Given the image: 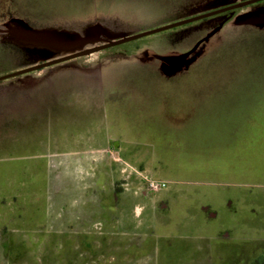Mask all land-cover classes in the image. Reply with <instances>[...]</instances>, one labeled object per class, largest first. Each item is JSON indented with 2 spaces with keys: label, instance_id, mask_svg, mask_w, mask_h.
Returning <instances> with one entry per match:
<instances>
[{
  "label": "rangeland",
  "instance_id": "374dc122",
  "mask_svg": "<svg viewBox=\"0 0 264 264\" xmlns=\"http://www.w3.org/2000/svg\"><path fill=\"white\" fill-rule=\"evenodd\" d=\"M243 1L0 0V76ZM223 18L0 82V264H203L240 254L244 220L234 223L241 244H220L206 223L183 227L170 216L161 219L165 205L155 203L169 191L178 198L230 190L242 201L249 184L263 185L264 192V3L233 13L177 69L152 57L189 51ZM135 46L141 49L128 54ZM68 74L97 82L64 86L76 82ZM42 95H48L39 104L45 112L36 116L33 97ZM54 95L60 100L51 104ZM217 98L228 109L230 102L249 105L246 116L233 114L241 141L215 157L197 148L213 140L204 127L210 120L213 132ZM21 111H31L24 126L7 127L6 118ZM102 136L121 144V152L113 148L109 155L114 167L101 166L105 152L92 153L93 165L76 167ZM248 142L256 148L249 156ZM145 178L165 183L168 191L151 202L144 197ZM108 180L120 201L100 189ZM75 181L89 191L74 190ZM147 201L148 213L142 208ZM117 205L120 215L115 209L111 216L110 206ZM139 212L143 234L154 215L156 226L137 246L128 239L133 230L124 228Z\"/></svg>",
  "mask_w": 264,
  "mask_h": 264
},
{
  "label": "flooded vegetation",
  "instance_id": "af4514ba",
  "mask_svg": "<svg viewBox=\"0 0 264 264\" xmlns=\"http://www.w3.org/2000/svg\"><path fill=\"white\" fill-rule=\"evenodd\" d=\"M262 3H264V1L257 2V3L251 4V5L236 9V10L226 11L224 13H219L217 15L202 19L200 21L208 20L209 18H214L217 16L224 17L221 20V22L218 24V26H216L214 28V29H216V28L220 27V29L217 31V32H219L223 28V26L230 20V17L232 16L233 13L240 11V10H243V9L253 7L255 5L262 4ZM225 8H227V7H225ZM221 9H224V8H221ZM221 9H218V10H221ZM215 11H217V10H215ZM200 21H197V22H200ZM193 23H195V22H193ZM213 30H211V31H213ZM125 44H127V43H125ZM122 45H124V44H122ZM119 46H121V45L104 48V49H101L100 51H97V52L92 53V54H96L99 52L101 53L103 51L111 50V49H113L115 47H119ZM140 49H141L140 46H139V48L134 47V48H131L130 49L131 51H128L127 53L133 54L134 52H136L137 50H140ZM92 54H89V55H92ZM85 56H88V55H85ZM85 56H81V57H85ZM81 57H78V58H81ZM78 58H75V59H78ZM75 59H72V60H75ZM72 60H69L66 62H70ZM66 62H62V63L56 64V65H60V64L66 63ZM42 63H44V62H42ZM39 64H41V63H39ZM56 65H52L50 67H46V68L31 72V73H35L38 71H44L45 69L54 67ZM18 71H20V70H18ZM15 72H17V71H15ZM12 73H14V72H12ZM31 73H28L25 75H20L17 77H24V76L30 75ZM13 78H16V77H13ZM250 173L251 172H248V174H250ZM144 180L148 181L147 178H145ZM141 181H142V179H141ZM162 184H163V187H161L159 185V187H156L154 189L147 188L148 194L144 195V197L148 198L152 202V200L155 201L154 200L155 198H153V197H155L157 195V193L158 194L159 193L165 194L166 191H168V186H166L165 183H162ZM248 186L249 187L244 194L243 201H242V198L239 196V193H234L230 190H220V189L218 190V189H216L211 194L210 193L207 194L206 191L204 192V191H200V190L197 192L193 191V192H189V193L181 192L180 196L178 198H177L176 194H173V191H169L170 194H167V195L165 194L166 196L165 195L161 196V199L158 202L156 201L155 203L160 202L163 206L165 205V209H164V207L162 209L164 213L160 214L161 219L165 218V216H166V218H169L168 216H170L171 218H174V222L176 224H178V226L181 225L183 227H184V225H187L188 223H190L189 221H193L197 225H203L206 223L205 225L207 226V228L210 231H212L217 236V239L220 242V244L221 243L222 244L223 243H225V244L229 243V245H234L233 243H237V242L240 243V241L236 240L237 237L235 235H236L237 231H235L236 226L234 225V223L236 221L240 222V221L244 220V226H245L246 232H245V240L243 243L244 245L242 244L240 247V254L239 255H230L226 259L218 257V258H216L215 261L205 260L203 262V264H264V192H262L263 185L249 184ZM164 188H165V190H164ZM204 193H206V194H204ZM191 199H193L192 202H190ZM147 203H149V202L148 201L145 202V204H146L145 207H142L143 210L146 209V212L151 207V206L147 207V205H148ZM173 203H174V207L171 210L170 205ZM190 206H192L193 208L190 209ZM152 207L154 209L155 206H152ZM168 208H169V210H171L170 213H168V211H169ZM126 212H127V215L130 217V215L128 214V211H126ZM150 213H152V212L150 211ZM137 215H138L137 217L139 218L141 215V212H139V214H137ZM141 220H140V218L138 219L137 222L133 220L134 223H132L131 225L129 224V225H127V228H124L125 230L130 229V228L133 230L132 237L131 238L128 237V239H131L133 241V242H131L132 245H134V243L138 242L137 243V246H138L143 241H146V243H147V240H149V238H151V236L154 234L155 226H156V223L153 224L154 222H156L155 215L153 216V218H151V220H148L147 224H144L147 226V227L145 226L146 227L145 231L148 228V230H147L148 233L146 235L142 233L144 231V227H143V224L141 223ZM133 224H134V226H133ZM164 226H166V224H164ZM127 251L133 252V249L131 248V246H128ZM145 254H146V252L143 251L142 257H144ZM134 256H135V250H134ZM138 263H140V262L138 261L137 264Z\"/></svg>",
  "mask_w": 264,
  "mask_h": 264
},
{
  "label": "water",
  "instance_id": "95a60500",
  "mask_svg": "<svg viewBox=\"0 0 264 264\" xmlns=\"http://www.w3.org/2000/svg\"><path fill=\"white\" fill-rule=\"evenodd\" d=\"M261 1H264V0H247V1H243V2H240V3L234 4L232 6H229L227 8L221 9V10H217V11L209 12V13H206V14H202V15H199V16H196V17H192V18L180 21V22H176V23H172V24H169V25H165V26H162L160 28H157V29H154V30H150V31H147V32H144V33H140V34L132 35V36H129V37L121 38V39L116 40V41L106 42V43H104L102 45H99V46H96V47H93V48H89V49L84 50V51H80V52H77V53H74V54H70L68 56L56 58V59H53V60H50V61H47V62H44V63H41V64H37V65L31 66L29 68H25L23 70H20V71L14 72V73H10V74H6V75H3V76H0V82L8 80V79L13 78V77L20 76V75H25V74H28V73H31V72H34V71H37V70H40V69H43V68H46V67H50L52 65H56V64H59V63H62V62H66V61H69V60H72V59H75V58H78V57H81V56L89 55V54L95 53L97 51H100L101 49H104V48L118 46V45H122V44L129 43V42H132V41H136V40L142 39L144 37H148L150 35H154V34H157V33H160V32L171 30V29L183 26V25H187V24H190V23H193V22H197V21H200L202 19L214 16V15H217L219 13H224L226 11H231V10H236V9H239V8H242V7L257 3V2H261ZM219 29H220V27H218V28L214 29L213 31L207 33L201 40L196 42V44L189 51H187L185 53L168 54V55L153 54L152 57L154 59L158 60L159 62L163 63L164 65L172 68V69H177L180 66H182L185 63V61L196 52V50L198 49L200 44L207 42ZM24 32H29V33H32V34H36L37 33V32H35L33 30H24Z\"/></svg>",
  "mask_w": 264,
  "mask_h": 264
},
{
  "label": "crops",
  "instance_id": "0c3cea01",
  "mask_svg": "<svg viewBox=\"0 0 264 264\" xmlns=\"http://www.w3.org/2000/svg\"><path fill=\"white\" fill-rule=\"evenodd\" d=\"M57 75V74H56ZM69 75V74H68ZM71 75V74H70ZM69 75V76H70ZM55 78V77H54ZM79 78V79H78ZM76 77V76H70V79L74 82V80H76V82H74V83H67V85L66 84H64V86H68L69 85V87H73V85L74 86H76V85H82L80 82H78L77 80H79V81H81L82 83H88L89 85H87V86H92L93 85V83L92 82H97V80H95L94 81V79H93V77H90V80H88V77H86V76H83V75H81V76H79V77ZM84 85H86V84H83L82 86H84ZM93 87V86H92ZM45 96H48V95H42V98H39L38 96H35V97H33V98H36V99H33V100H35V102H36V104H37V109H34V110H32V113H34V115L36 114V116L39 114V113H41V112H45L44 110L42 111L41 110V105L39 106V104H44V103H46L45 102V100H47L46 98L44 99V97ZM54 97H55V99H53L52 101V103L51 104H53V103H59V100H60V97L58 96V95H54ZM50 100V99H49ZM47 103H49V102H47ZM43 108H45V106H43ZM53 108V107H52ZM54 109H56V107H54ZM49 111V110H48ZM50 112H52L51 110L49 111V113ZM25 113H28V114H31V111H21L20 113H17V114H12L11 116H9V117H7L6 118V126L8 127H12V126H14V125H18V124H20V125H23L24 126V121H25ZM29 118H30V116H29ZM36 118V117H35ZM11 122H13V124L11 123ZM12 124V125H11ZM88 136V135H87ZM86 136V137H87ZM88 138H89V136H88ZM93 144H95L96 146L95 147H93L92 149H90L91 151H88V154H87V156L86 157H84V159H79V160H76L75 161V166L76 167H79V166H81L82 164L84 165V166H90V164H94V162H95V160H96V155H92V153L93 152H96V153H99V152H105V154H101V156L103 157V159L101 160L102 161V163H101V166L102 167H114V164H112V161L111 162H109V160H110V156L109 155H111L110 153L112 152H115L114 150H113V148H116L117 149V152L116 153H118V151H120L121 152V144H119V143H117V144H114V142L115 141H113V143L112 142H110L109 140H108V138L107 137H105V136H102V137H95L94 139H93ZM95 156V157H94ZM95 158V159H94ZM54 162V161H53ZM58 165H59V163H58ZM100 173H101V171H99ZM104 172V171H103ZM86 181V180H85ZM108 182V183H107ZM74 183H77L76 181L74 182ZM106 183H107V185H104L105 187L104 188H102V187H100V189H102V190H107L106 191V193H109L110 191V193H111V195H112V197H114V195H117L113 190H112V187L110 186V184H109V180L108 181H106ZM47 184V183H46ZM79 185L80 184H76V186H75V188H74V190H76V191H79V190H82L83 192H85V193H87L88 191H89V189H88V187H79ZM99 191V190H98ZM124 193H122V195H123ZM120 195L121 194H119V196L117 195V200H121L120 199ZM124 199V198H123ZM119 205H120V203H119ZM119 205H117V207H113V206H110V209H111V216L112 215H115V209H119V212L118 213H116L118 216L120 215V206ZM109 206V205H108ZM130 208V207H129ZM122 213L125 215V211L123 212L122 211ZM131 210H129L128 211V214L129 215H131Z\"/></svg>",
  "mask_w": 264,
  "mask_h": 264
},
{
  "label": "trees",
  "instance_id": "16d2710c",
  "mask_svg": "<svg viewBox=\"0 0 264 264\" xmlns=\"http://www.w3.org/2000/svg\"><path fill=\"white\" fill-rule=\"evenodd\" d=\"M135 47L139 48V46H135ZM240 104L243 105L242 108L237 107ZM225 105H226V102L224 101V99L217 98V100H215V103H214L215 123L213 124L215 127L213 129V132L209 128V126L211 125L210 120H206V122H205L206 127H204V129L206 131H210V132H208V135H210L209 138H211L213 136L212 137L213 140L211 143L207 142V145L200 143L201 147L197 148V150L200 151L201 154L205 153V154L209 155V152H211L213 154V156L217 157L218 153L222 149H224L228 153H231V151L235 150L234 149L235 148L234 147L235 142L241 141L240 139H235L236 134L233 133V128H232L233 127L232 120L234 117L233 114H235L236 112H239V113H241L242 117L246 116L245 111L247 112L249 104H245V103L237 104L236 102H230L229 109ZM237 109H239V111H237ZM247 116L250 118L249 115H247ZM238 118H241V117L238 115ZM238 120H240V119H238ZM208 123H210V124H208ZM247 132H245V136H246ZM262 135H263V133H262ZM247 141H248V139H247ZM251 146H252V144L250 142H248V146H246V153L248 156L250 154H252V152L254 150H256V148L253 149V147H251ZM240 148H242V147H240Z\"/></svg>",
  "mask_w": 264,
  "mask_h": 264
},
{
  "label": "built area",
  "instance_id": "2783aa9c",
  "mask_svg": "<svg viewBox=\"0 0 264 264\" xmlns=\"http://www.w3.org/2000/svg\"><path fill=\"white\" fill-rule=\"evenodd\" d=\"M147 182V181H146ZM147 185L149 186V188H151V189H154V188H156V187H159V185L161 186V187H163V184L162 183H155V182H152V181H148L147 182Z\"/></svg>",
  "mask_w": 264,
  "mask_h": 264
}]
</instances>
